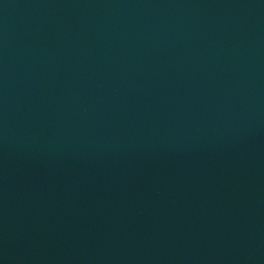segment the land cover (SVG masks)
I'll return each mask as SVG.
<instances>
[{
  "label": "water",
  "instance_id": "1",
  "mask_svg": "<svg viewBox=\"0 0 264 264\" xmlns=\"http://www.w3.org/2000/svg\"><path fill=\"white\" fill-rule=\"evenodd\" d=\"M0 264H264V0H0Z\"/></svg>",
  "mask_w": 264,
  "mask_h": 264
}]
</instances>
